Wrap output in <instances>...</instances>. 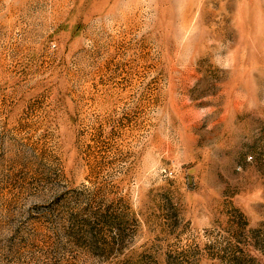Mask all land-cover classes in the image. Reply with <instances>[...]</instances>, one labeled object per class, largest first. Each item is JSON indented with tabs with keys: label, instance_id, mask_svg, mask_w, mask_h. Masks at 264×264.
<instances>
[{
	"label": "rangeland",
	"instance_id": "374dc122",
	"mask_svg": "<svg viewBox=\"0 0 264 264\" xmlns=\"http://www.w3.org/2000/svg\"><path fill=\"white\" fill-rule=\"evenodd\" d=\"M0 264H264V0H0Z\"/></svg>",
	"mask_w": 264,
	"mask_h": 264
}]
</instances>
